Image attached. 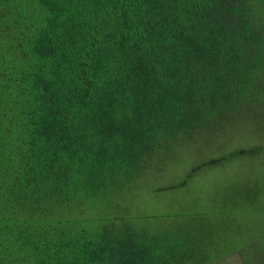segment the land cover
Masks as SVG:
<instances>
[{"label":"trees","instance_id":"16d2710c","mask_svg":"<svg viewBox=\"0 0 264 264\" xmlns=\"http://www.w3.org/2000/svg\"><path fill=\"white\" fill-rule=\"evenodd\" d=\"M259 114L264 0H0V264H264L193 181Z\"/></svg>","mask_w":264,"mask_h":264},{"label":"rangeland","instance_id":"374dc122","mask_svg":"<svg viewBox=\"0 0 264 264\" xmlns=\"http://www.w3.org/2000/svg\"><path fill=\"white\" fill-rule=\"evenodd\" d=\"M224 135L220 139L226 141L229 148L216 151L214 159L226 156L227 158L222 162L215 161L201 168L200 172L193 176V181L202 185L215 184L219 199L225 191L230 195L233 191L231 203H228L229 207L227 205L228 217L225 222L223 220L225 211L209 213V221L213 226H221L224 223L235 237L232 239L241 238L243 242L249 239L250 243L255 241L262 244L264 243V114L252 116L248 121L229 128ZM228 149L227 155H221ZM207 152L208 150L204 155ZM192 165L191 163L189 167L191 168ZM188 170H182L181 177L183 173L187 176ZM181 177H178V180H181ZM240 190L243 191L242 197H237ZM170 194L175 196L174 193Z\"/></svg>","mask_w":264,"mask_h":264}]
</instances>
